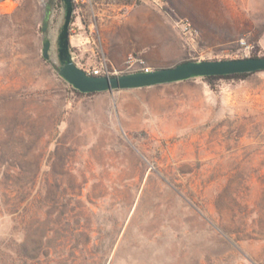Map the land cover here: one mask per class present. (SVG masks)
I'll return each instance as SVG.
<instances>
[{"label":"rangeland","instance_id":"374dc122","mask_svg":"<svg viewBox=\"0 0 264 264\" xmlns=\"http://www.w3.org/2000/svg\"><path fill=\"white\" fill-rule=\"evenodd\" d=\"M106 1L74 6L69 41L79 64L90 65L93 52L106 57L84 43ZM163 1L136 3L184 7ZM47 2L0 0V264H20L23 242L32 256L63 254L60 264H264V72L214 90L195 78L76 95L57 75L64 7L56 0L50 60L41 56ZM245 3L235 28L194 45L176 16L158 64L131 53L150 70L264 56V0Z\"/></svg>","mask_w":264,"mask_h":264},{"label":"crops","instance_id":"0c3cea01","mask_svg":"<svg viewBox=\"0 0 264 264\" xmlns=\"http://www.w3.org/2000/svg\"><path fill=\"white\" fill-rule=\"evenodd\" d=\"M181 2L184 4L183 9H177L174 13L143 2L137 4L136 0L102 2L99 6L101 8H97L94 13L95 22L90 26L84 43L91 45L97 42L103 48L107 60L114 66L122 65L125 57L133 51L142 52L147 60L158 64L164 53L168 52L162 45L170 37L169 29L176 16L189 20L198 30L199 37L214 39L218 37V29H232L237 26L234 22L241 11L240 3L244 4L245 0H231L228 8L223 9L217 7L218 4L226 6L225 0L219 3L215 0ZM150 46L155 47L153 54L147 52ZM88 48L92 49V45Z\"/></svg>","mask_w":264,"mask_h":264},{"label":"water","instance_id":"95a60500","mask_svg":"<svg viewBox=\"0 0 264 264\" xmlns=\"http://www.w3.org/2000/svg\"><path fill=\"white\" fill-rule=\"evenodd\" d=\"M61 1L64 16L56 38L57 75L79 93H112L170 85L195 78L264 72V56L256 58L249 56L237 59L185 61L167 68L110 77L89 75L76 65L70 51L69 26L74 11L72 0ZM50 12L51 4L47 2L40 28L43 34L41 56L45 61L50 60L51 40L47 34Z\"/></svg>","mask_w":264,"mask_h":264},{"label":"built area","instance_id":"2783aa9c","mask_svg":"<svg viewBox=\"0 0 264 264\" xmlns=\"http://www.w3.org/2000/svg\"><path fill=\"white\" fill-rule=\"evenodd\" d=\"M148 1L157 7H160L164 3L163 0ZM84 2L85 0H72L73 6H77L78 4H82ZM177 24L185 41L190 45H194L199 38L198 30L194 28L190 21L187 19L179 20ZM239 45L240 48H243V50L249 49V46L246 45L244 40H240ZM73 60L75 61L74 57ZM75 63L85 73L93 76L110 77L118 75V73H120L117 68L112 65L102 53L96 54L93 52V61L92 63H90V65H87L86 63L79 64L77 63V61H75ZM122 66L127 73L150 70L148 67H146L145 60L135 53H129L125 57Z\"/></svg>","mask_w":264,"mask_h":264},{"label":"trees","instance_id":"16d2710c","mask_svg":"<svg viewBox=\"0 0 264 264\" xmlns=\"http://www.w3.org/2000/svg\"><path fill=\"white\" fill-rule=\"evenodd\" d=\"M55 0H48V2L52 5L53 2ZM60 3H62L61 0H56ZM64 7V6H63ZM73 18V17H72ZM72 18H71V22H72ZM250 57H262V56H257V55H251ZM185 61H195V60H182L181 62H185ZM179 62V63H181ZM153 69H157V68H153ZM252 74V73H251ZM250 74H234V75H225V76H212V77H204L202 78L203 81H205L212 90L215 89V82L219 81V80H241L246 78L247 76H249ZM71 92H73L76 95H94L97 93H91V94H82L79 93L78 91L74 90L71 86H69ZM36 253V255L32 256L28 254V248L26 246V242H23L21 244V253L19 255V261L20 264H42V262H45L46 264H50V263H54V264H60L62 262H67L68 259H65V256L59 252H57L56 250H47L45 252H42V254H38Z\"/></svg>","mask_w":264,"mask_h":264}]
</instances>
